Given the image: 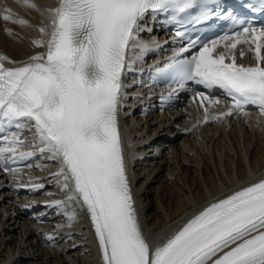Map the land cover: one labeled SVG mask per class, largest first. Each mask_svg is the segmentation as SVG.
Returning <instances> with one entry per match:
<instances>
[{
  "label": "snow or ice",
  "instance_id": "1",
  "mask_svg": "<svg viewBox=\"0 0 264 264\" xmlns=\"http://www.w3.org/2000/svg\"><path fill=\"white\" fill-rule=\"evenodd\" d=\"M18 2L36 9L30 0ZM201 6L200 0H59L47 10L50 31L39 28L47 40L33 41L46 47L43 55L11 69L0 56V133H7L0 167L8 154L21 160L32 157L33 152L19 151L25 146H39L41 154L58 160L56 175L71 182L68 199L86 208L103 264H264V181L211 204L152 248L138 223L126 176L117 111L122 76L134 62L128 51L139 48L135 59L148 51L138 40L140 22L161 12L179 22L182 14ZM4 13V21L26 24L13 19L9 10ZM203 18L208 19L207 13ZM222 43L225 51L217 53ZM240 44L254 52V64L237 63L234 50ZM190 47L181 48L158 74L170 75L181 89L194 82L209 91L222 90L231 99L228 111L213 115L209 109L221 100L197 92L194 100L204 110L203 123L248 106L264 116V28L245 27L203 44L190 58L177 59ZM244 55L241 50L240 57ZM26 129L33 132L30 145L20 138Z\"/></svg>",
  "mask_w": 264,
  "mask_h": 264
},
{
  "label": "bare ground",
  "instance_id": "2",
  "mask_svg": "<svg viewBox=\"0 0 264 264\" xmlns=\"http://www.w3.org/2000/svg\"><path fill=\"white\" fill-rule=\"evenodd\" d=\"M30 2L36 9L23 7L18 0H0V49L11 63L44 54V47L34 46L33 41L47 40L39 28L50 31L47 10L57 7L59 0ZM5 9L26 24L2 20ZM140 43L147 46V56L157 50L155 42ZM143 59L142 55L135 61ZM127 103L119 101L120 116L126 113ZM162 119L149 117L145 125L125 120L120 126L131 195L143 236L152 248L170 239L207 206L264 180V116L260 113L203 123L185 107L171 110L169 118ZM26 135L33 141V133ZM35 149L39 152V146ZM36 159L34 165L40 169L30 174L38 179L37 187L45 189L42 202H49L38 210L51 209L57 218L43 226L33 222L29 214L32 198L25 193L9 198L11 187L0 175V264H103L85 208L76 199H68L72 184L56 175L60 162L49 159L47 153ZM34 213V217L40 215L37 210ZM70 214H74L71 221Z\"/></svg>",
  "mask_w": 264,
  "mask_h": 264
}]
</instances>
